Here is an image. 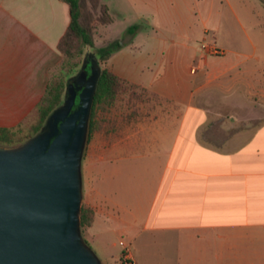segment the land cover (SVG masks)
<instances>
[{"label": "crops", "instance_id": "crops-1", "mask_svg": "<svg viewBox=\"0 0 264 264\" xmlns=\"http://www.w3.org/2000/svg\"><path fill=\"white\" fill-rule=\"evenodd\" d=\"M150 1L142 22L160 54L132 67L121 47L106 63L165 105L113 133L81 187L94 212L83 232H142L146 254L159 245L166 264H264V22L248 21L243 0H224L215 44L225 52L209 56L189 35L218 30L215 0ZM173 19L181 39L158 36ZM69 20L62 0H0V126L35 111Z\"/></svg>", "mask_w": 264, "mask_h": 264}, {"label": "water", "instance_id": "water-1", "mask_svg": "<svg viewBox=\"0 0 264 264\" xmlns=\"http://www.w3.org/2000/svg\"><path fill=\"white\" fill-rule=\"evenodd\" d=\"M89 72L80 71L79 92L72 83L44 130L20 145L0 146V264H100L78 230L80 155L98 73L93 63Z\"/></svg>", "mask_w": 264, "mask_h": 264}, {"label": "rangeland", "instance_id": "rangeland-1", "mask_svg": "<svg viewBox=\"0 0 264 264\" xmlns=\"http://www.w3.org/2000/svg\"><path fill=\"white\" fill-rule=\"evenodd\" d=\"M109 7L110 14L113 17V21L108 25L100 24L95 19L97 18L98 8L92 9L89 0H86L87 7L93 14L94 25V47L84 46L83 52L78 60V64L65 76L64 92L62 95V104L69 98L70 88L74 79L79 76L80 71L86 68L87 65L93 63L96 71L106 67L109 69L112 59H109L101 63L98 60V54L96 49L105 45L107 42L117 40L124 49L125 63L130 66H134V63H143V59L148 56H155L160 54V47L151 46L153 35L155 31L151 28L144 27L142 22L143 18L147 17V12L151 10L150 0H104ZM239 1V0H238ZM246 3V7L250 10L247 11V18L250 22L260 23L264 22L263 16L259 14V11L264 13V1L262 0H243ZM177 1H173L172 3ZM207 2V1H206ZM202 3V0H201ZM215 22L218 24V30L216 32L211 29L207 33L196 32L195 28L192 32L190 43L198 50L201 51L202 43H217L223 45L224 42V28H225V15L229 16V11L224 0H215ZM183 9V8H182ZM219 11V12H218ZM228 24V22H226ZM167 25L162 26L158 36L163 38H176L181 39L177 34L178 21L167 20ZM118 51V50H117ZM115 51V52H117ZM57 62L54 66L49 68L47 80L50 77L49 71L59 73L60 69V53L57 50ZM117 54V53H116ZM123 54V53H122ZM113 56V55H111ZM110 56V57H111ZM115 56V55H114ZM210 56V55H209ZM126 65V66H127ZM87 71V69H85ZM72 89V88H71ZM165 105V102L152 96L146 91L141 89L134 90L126 82L120 87L117 95V100L113 106L107 107L100 113V117L96 122V130L87 138L85 134L83 146L81 149L80 163H79V175H80V187L85 184V178H93L96 176V168L101 162V154L103 150L111 144L112 135L117 128L127 131L132 120L136 118H149L158 110V108ZM47 121V120H46ZM37 123L36 112H31L27 117L23 119L22 126L30 127ZM46 127L44 124L42 130ZM3 147H10L4 146ZM82 204V199H81ZM142 218H138V225L141 226ZM101 224L96 223L92 229L83 232V229L78 227L81 239L85 242L86 246L90 249L100 264H127L122 260L123 247L121 242L125 245H129L134 255V259L137 264H166L165 258L169 257L167 253L161 252L159 245H156V252L152 256L146 254V250L143 242V233H139L137 237H133L132 234L127 232H110L105 234H99L102 230ZM89 232V233H88ZM89 234H95L94 237ZM175 258L174 255L170 256ZM202 261L201 264H203ZM209 264H215L211 259ZM175 264V263H173Z\"/></svg>", "mask_w": 264, "mask_h": 264}, {"label": "trees", "instance_id": "trees-1", "mask_svg": "<svg viewBox=\"0 0 264 264\" xmlns=\"http://www.w3.org/2000/svg\"><path fill=\"white\" fill-rule=\"evenodd\" d=\"M69 6L70 20L67 28L57 43V50L60 53L59 73L49 71L50 77L46 82L44 93L35 108L37 123L23 127L22 122L12 127L0 126V144L4 146L20 145L29 138L42 131L46 120L52 112L61 106L64 92L65 76L77 66L83 47H94V25L92 11L87 7L86 0H62ZM92 9L98 8L97 18L100 24L108 25L113 21L109 7L100 0H89ZM122 44L113 40L96 49L98 60L105 62L115 51L121 48ZM91 64L85 69L90 71ZM128 83L134 90L145 88L133 84L118 76L110 69L104 67L97 73L96 84L92 96L90 113L87 124V138L96 130V122L100 113L107 107L113 106L117 100L120 87ZM147 92V91H146ZM78 99H76L77 101ZM94 217L92 208L81 204L79 211V227L85 229L91 225Z\"/></svg>", "mask_w": 264, "mask_h": 264}, {"label": "built area", "instance_id": "built-area-1", "mask_svg": "<svg viewBox=\"0 0 264 264\" xmlns=\"http://www.w3.org/2000/svg\"><path fill=\"white\" fill-rule=\"evenodd\" d=\"M201 51L204 55L212 56L223 55L225 52L223 48L218 47L215 43H202ZM192 70L195 71V68H193ZM121 245L123 247V252L121 256L122 260H124L127 264H137L132 255L129 245H125L123 242H121Z\"/></svg>", "mask_w": 264, "mask_h": 264}, {"label": "flooded vegetation", "instance_id": "flooded-vegetation-1", "mask_svg": "<svg viewBox=\"0 0 264 264\" xmlns=\"http://www.w3.org/2000/svg\"><path fill=\"white\" fill-rule=\"evenodd\" d=\"M86 73H87L86 76L89 75V73H90L89 70H87ZM86 76H84V77L80 80V82H79L80 84H81L82 82L85 81ZM70 83H73V85H74L73 88H74L77 92H79V90L77 89V84H75V82H70ZM76 99H78V97H77ZM77 101H78V100H77ZM77 101H76V102H77ZM74 107H75V106H74Z\"/></svg>", "mask_w": 264, "mask_h": 264}]
</instances>
